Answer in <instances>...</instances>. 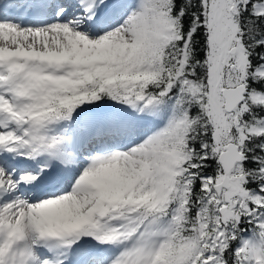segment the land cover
I'll return each mask as SVG.
<instances>
[{
  "label": "snow or ice",
  "instance_id": "obj_1",
  "mask_svg": "<svg viewBox=\"0 0 264 264\" xmlns=\"http://www.w3.org/2000/svg\"><path fill=\"white\" fill-rule=\"evenodd\" d=\"M0 264H264V0H0Z\"/></svg>",
  "mask_w": 264,
  "mask_h": 264
}]
</instances>
